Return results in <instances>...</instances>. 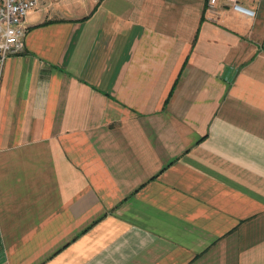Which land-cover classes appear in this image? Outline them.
<instances>
[{"label": "crops", "instance_id": "crops-1", "mask_svg": "<svg viewBox=\"0 0 264 264\" xmlns=\"http://www.w3.org/2000/svg\"><path fill=\"white\" fill-rule=\"evenodd\" d=\"M40 0L0 64V264H264V0Z\"/></svg>", "mask_w": 264, "mask_h": 264}, {"label": "built area", "instance_id": "built-area-1", "mask_svg": "<svg viewBox=\"0 0 264 264\" xmlns=\"http://www.w3.org/2000/svg\"><path fill=\"white\" fill-rule=\"evenodd\" d=\"M233 8L247 14L253 10L244 7L238 0H228ZM40 0H0V64L9 54L20 52L24 47L26 14ZM217 0H207L208 6H213Z\"/></svg>", "mask_w": 264, "mask_h": 264}]
</instances>
